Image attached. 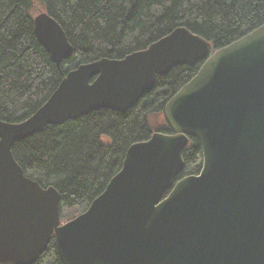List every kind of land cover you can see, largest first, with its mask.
I'll return each instance as SVG.
<instances>
[{
  "label": "water",
  "instance_id": "1",
  "mask_svg": "<svg viewBox=\"0 0 264 264\" xmlns=\"http://www.w3.org/2000/svg\"><path fill=\"white\" fill-rule=\"evenodd\" d=\"M32 22L50 59L68 58L58 23L46 11ZM198 62L164 105L170 132L132 143L87 208L60 222L58 192L23 173L14 143L98 109L126 113L157 75ZM189 138L201 167L178 178ZM51 239L62 264H264V23L215 50L177 27L79 64L28 118L0 119V264H32Z\"/></svg>",
  "mask_w": 264,
  "mask_h": 264
},
{
  "label": "trees",
  "instance_id": "2",
  "mask_svg": "<svg viewBox=\"0 0 264 264\" xmlns=\"http://www.w3.org/2000/svg\"><path fill=\"white\" fill-rule=\"evenodd\" d=\"M71 46L53 62L33 30V0H0V119L15 123L40 107L66 72L101 58L120 59L146 48L177 27L225 46L264 23V0H39ZM201 62L179 65L126 113L92 111L17 141L12 155L23 173L58 192L60 222L83 212L120 169L126 149L150 135L147 117L197 72ZM157 130L170 132L167 125ZM178 176L197 174L201 148L189 138ZM32 264H62L53 239Z\"/></svg>",
  "mask_w": 264,
  "mask_h": 264
},
{
  "label": "rangeland",
  "instance_id": "3",
  "mask_svg": "<svg viewBox=\"0 0 264 264\" xmlns=\"http://www.w3.org/2000/svg\"><path fill=\"white\" fill-rule=\"evenodd\" d=\"M41 11H45L43 4L40 3L39 0H33L32 7L29 10L30 16L33 18L35 15H37ZM162 117H163V114H161V115H158V114H152L151 115L150 114L147 117V121H148V124L150 126V134H152L155 131H159L157 129L164 125L165 120L163 118V120H164V122H163ZM165 125H166V123H165ZM188 144H189V142H188Z\"/></svg>",
  "mask_w": 264,
  "mask_h": 264
},
{
  "label": "flooded vegetation",
  "instance_id": "4",
  "mask_svg": "<svg viewBox=\"0 0 264 264\" xmlns=\"http://www.w3.org/2000/svg\"><path fill=\"white\" fill-rule=\"evenodd\" d=\"M162 120H163V117H162ZM163 122H164V120H163ZM165 122H164V125L162 126L163 128H162V130L165 128ZM163 132V131H162Z\"/></svg>",
  "mask_w": 264,
  "mask_h": 264
}]
</instances>
